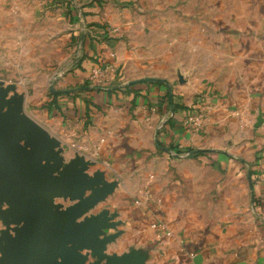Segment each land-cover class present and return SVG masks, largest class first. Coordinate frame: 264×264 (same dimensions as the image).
Wrapping results in <instances>:
<instances>
[{"label":"crops","instance_id":"obj_1","mask_svg":"<svg viewBox=\"0 0 264 264\" xmlns=\"http://www.w3.org/2000/svg\"><path fill=\"white\" fill-rule=\"evenodd\" d=\"M32 1L10 17L18 36L32 30ZM117 1H71L57 14L69 30L62 53L38 64L67 60L63 75L36 83H50V94L52 86L78 91L90 110L78 118L66 106L41 109L42 127L64 150L62 167L84 158L89 178L102 174L97 189L111 186L80 219L108 215L98 234L105 246L100 255L76 253L83 264H264V0H137L138 13ZM47 7L45 20L53 18ZM145 79L168 81L171 91L131 84ZM169 93L177 110L161 102ZM196 115L201 127L189 122ZM20 226L0 214V243Z\"/></svg>","mask_w":264,"mask_h":264},{"label":"water","instance_id":"obj_2","mask_svg":"<svg viewBox=\"0 0 264 264\" xmlns=\"http://www.w3.org/2000/svg\"><path fill=\"white\" fill-rule=\"evenodd\" d=\"M139 82L169 86L168 81L159 79L131 84ZM51 91L57 92L54 86ZM23 102L17 97L6 112L0 109V214L7 223L13 220L21 224L15 236L3 237L0 264H83L85 258L76 250L100 255L106 241L98 240V234L111 224L106 214L77 221L98 197L105 198L111 192V186L97 189L102 174L89 178L84 158L62 167L60 141L38 124L28 129L33 122L24 113ZM90 190L91 198L84 199ZM60 197L78 203L61 210L55 205ZM3 204L10 208L2 210Z\"/></svg>","mask_w":264,"mask_h":264},{"label":"rangeland","instance_id":"obj_3","mask_svg":"<svg viewBox=\"0 0 264 264\" xmlns=\"http://www.w3.org/2000/svg\"><path fill=\"white\" fill-rule=\"evenodd\" d=\"M21 1L22 0H16L15 2H13V0H0V6L2 8H8L5 11L6 15H2L4 21L0 20V84L3 88V93L0 94V109L2 112H6L10 105L14 104L13 100L15 98L22 97L24 100V113L33 122V124L30 123L28 127V129H31L36 124L42 126V121L44 120L41 116V109L50 99V83L47 82L42 90L41 86H39L36 81H41L43 79L52 81L55 79V76L60 77L66 71L67 66H65V63L68 62L67 60L61 63H54L53 65H46L45 67L49 66L47 69L38 68V64L46 58V53L47 56H54L55 60L58 55L62 53L61 51L63 48L60 45L59 38H61L63 34H68L69 30L68 26H65L64 23L57 19V14H62L64 11L65 15H67L72 7L73 3H71V1L73 0H64V2L66 1L65 4L60 5L56 4L53 0H29L32 1V3L28 7L31 8V12L34 11V15L33 20L31 22L28 20V22L29 24L31 23L33 27L31 32L29 31V34L18 36V33L9 30V25L10 21L13 20H10L13 13L19 12L17 16H12L13 18H19V15H21L19 11V8L22 6ZM75 1L74 3L79 7L78 2L89 3L92 0ZM93 1H97V6L101 8L106 0ZM47 2H49V4H47ZM117 4L120 9L129 8L136 13H138L137 10L140 9L137 0H118ZM157 5L158 3L156 6ZM47 6L50 7L48 12L53 15V18L45 20L43 11H45L46 8L48 9ZM156 9L159 10L158 8ZM14 22L15 21H12V23ZM45 36H49V38L47 39ZM47 46H51L52 49L49 51L48 49L43 50V48ZM76 56L77 55L74 54L71 59H75L74 57ZM23 142H26L25 138ZM58 150L61 151L60 147ZM63 151L60 153V159L64 162L65 155H63ZM58 199L59 198H56L55 202H57ZM77 222L80 223L81 221L78 220Z\"/></svg>","mask_w":264,"mask_h":264},{"label":"trees","instance_id":"obj_4","mask_svg":"<svg viewBox=\"0 0 264 264\" xmlns=\"http://www.w3.org/2000/svg\"><path fill=\"white\" fill-rule=\"evenodd\" d=\"M86 58H91L90 55H85L82 58H79L77 60V63H75V66H81L83 65L84 62H86ZM84 86H89V83L86 82ZM57 92H51L50 94V99L49 101L46 103L47 107L51 108L54 107L56 109H58L60 112L62 111L63 107H67L66 111H74L75 112V116H77L78 118H87L90 115V110L89 108L84 111L79 105H78V98H79V93L78 91H74V90H67V91H58ZM162 103H166L168 105H173L174 108L177 110L178 108H180V106L176 105L174 102V96L172 94H167L165 97H163V99L161 100ZM72 103V106H69V104ZM46 107V106H45ZM101 106H96L97 110H99ZM102 108V107H101ZM205 154V152L200 151V152H196L193 153L192 150H190V156H199Z\"/></svg>","mask_w":264,"mask_h":264},{"label":"built area","instance_id":"obj_5","mask_svg":"<svg viewBox=\"0 0 264 264\" xmlns=\"http://www.w3.org/2000/svg\"><path fill=\"white\" fill-rule=\"evenodd\" d=\"M101 74H102V69H100V68L94 69L91 71V77L92 78H98L101 76ZM202 119H203V117L201 115H196V116L190 117L189 122H190V124H192L195 127H201Z\"/></svg>","mask_w":264,"mask_h":264}]
</instances>
